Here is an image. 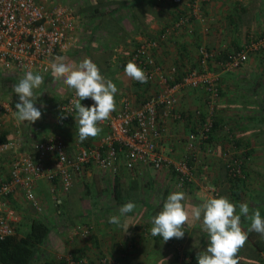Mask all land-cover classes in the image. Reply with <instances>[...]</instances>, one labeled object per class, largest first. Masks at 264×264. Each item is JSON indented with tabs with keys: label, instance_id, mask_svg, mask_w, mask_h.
<instances>
[{
	"label": "crops",
	"instance_id": "1",
	"mask_svg": "<svg viewBox=\"0 0 264 264\" xmlns=\"http://www.w3.org/2000/svg\"><path fill=\"white\" fill-rule=\"evenodd\" d=\"M189 1L176 5L173 0H71L79 21L77 41L49 63L64 62L78 67L83 59L90 58L118 88L117 107L111 115L120 110L125 97L140 105L155 94L156 82L132 79L126 75L125 66L133 61V51L140 41L160 39L164 29L188 9ZM201 17L195 19L192 32L184 29L161 40L155 55L167 70L171 66L188 69L198 67L200 46L216 49L220 57L211 69L220 75V96L212 100L205 88L180 90L177 111L183 117L166 121L161 138L166 162L161 169H129L123 157L118 160V170L113 172L91 160L80 172H73L69 190L62 188L58 177L36 182L42 211L35 210L21 193L10 196L8 202L19 219L15 228L18 237L23 235L19 229L33 218L42 219L50 227L47 239L30 264L63 263L69 255L91 262L106 255L115 264H198L197 253L206 251L209 237L203 228V213L197 219L195 212L207 199L226 196L237 205V214L239 204L247 203L249 215L259 210L264 218V47L248 50L238 67L226 69L220 64L228 51L264 40V0H213L203 6ZM34 74L44 77V83L35 90L39 96L36 107L41 109L42 118L31 124L19 121L17 111L7 114L0 110V139L16 140L20 146L17 153H32L36 152V141L60 138L71 158H76L80 145L100 147L109 134L106 121L98 125L103 130L97 137L81 142L76 112L68 121L60 120L59 107L74 89L63 79H54L51 68ZM23 77L14 72L0 74V88L5 92H0V101L12 105L19 102L13 88ZM2 80L12 86L7 89ZM81 103L88 107L94 104L88 98ZM198 109L202 110V118L195 116ZM209 117L215 122L211 139L207 143H201L199 137L190 139L191 132ZM230 154L244 161V176L240 179L228 175L226 160ZM13 155L9 152L0 157V178L8 177ZM53 161L54 155H49L47 163ZM182 163L188 164L193 176L186 189L176 183V168ZM174 191L186 194L183 203L189 213L188 226L183 238L163 242L162 237L151 235V221ZM23 201L31 209L28 217L26 212L19 213ZM127 202L136 207L121 217V224L130 225L126 232L124 227L110 223L109 217L119 215V208ZM78 225L89 226L90 234H73ZM250 225L251 220L242 216V228L246 231ZM43 253L48 257L46 261L39 255ZM237 257L239 264H264V235L249 232Z\"/></svg>",
	"mask_w": 264,
	"mask_h": 264
},
{
	"label": "built area",
	"instance_id": "2",
	"mask_svg": "<svg viewBox=\"0 0 264 264\" xmlns=\"http://www.w3.org/2000/svg\"><path fill=\"white\" fill-rule=\"evenodd\" d=\"M176 5L183 0H173ZM213 0H192L187 2V10L180 13L174 22L161 33L160 39H143L133 51L132 59L145 70L147 82H156L157 91L140 105H134L129 97L122 100L121 108L106 120L109 134L100 147L80 145L76 158H71L64 142L60 138L38 140L36 152L17 153L18 142L9 139L0 142V157L13 152L8 177L0 178V240L15 234L18 214L8 202L15 193H21L33 208L42 211L38 202L35 185L42 178H60L62 188L69 190L72 186L73 172H80L86 163L95 160L99 167L118 170V160L124 157L129 169L138 166H153L161 169L166 157L161 147L166 121L170 118L182 119L177 111L180 100L179 92L185 88H205L212 100L221 92L220 75L213 72L211 64L220 57L218 51L206 46L199 47L198 67L180 69L171 66L168 70L158 62L155 50L161 40H166L173 32L184 29L193 31L195 19L202 18L203 6ZM78 15L75 10L56 0H0V74L14 72L25 75L47 72L51 68L49 60L59 58L77 41L79 28ZM264 47V40L252 41L241 50L228 51L221 58L220 64L227 68L238 67L250 49ZM79 98L73 90L60 105V120L68 121L74 114V100ZM94 102L91 98H88ZM0 110L7 114L17 111L15 105L0 101ZM195 116L202 118V110H196ZM197 124V123H196ZM215 122L209 117L201 122L190 134V139L207 143ZM15 151V152H14ZM54 155L52 164L47 157ZM228 175L233 179L244 176V161L230 154L226 160ZM179 173L177 186L186 189L193 182L192 172L186 163L177 166ZM212 189L213 188H209ZM33 194L29 199L28 193ZM215 195L218 193L215 192ZM73 234L89 235V226H76ZM109 256L101 255L91 262L84 258L76 259L72 255L65 258L63 264H115Z\"/></svg>",
	"mask_w": 264,
	"mask_h": 264
},
{
	"label": "clouds",
	"instance_id": "3",
	"mask_svg": "<svg viewBox=\"0 0 264 264\" xmlns=\"http://www.w3.org/2000/svg\"><path fill=\"white\" fill-rule=\"evenodd\" d=\"M124 70L127 76L140 83H146L148 80L145 70L133 61H129ZM51 75L56 80L63 79L70 89L75 90V95L79 98L74 100L73 104L80 141L97 137L103 130L98 125L108 120L116 110V84L111 79H106L98 65L90 58L83 59L78 67L54 62L51 64ZM43 83L42 75L29 70L14 86L13 91L19 97V102L15 104L16 118L19 121L33 124L42 118L41 109L36 107L39 96L35 90ZM86 98L94 101L91 107L81 103ZM28 197L33 198V194L29 192ZM185 198L183 191H174L167 196L162 210L152 218L150 232L153 237H162L163 242L184 237L185 226H188L189 220V213L183 203ZM135 207L133 202L123 204L119 208V215L110 216L109 222L124 227L127 232L130 225L126 222L121 224V217L133 212ZM249 212V205L241 203L237 214V205L226 196L209 198L200 205L195 216L200 219L203 213L202 223L209 243L206 251L197 253L198 264H239L237 254L245 245L248 233L255 231L264 235V218L261 212L256 210L251 215ZM242 216L251 220V225L246 231L241 226Z\"/></svg>",
	"mask_w": 264,
	"mask_h": 264
},
{
	"label": "trees",
	"instance_id": "4",
	"mask_svg": "<svg viewBox=\"0 0 264 264\" xmlns=\"http://www.w3.org/2000/svg\"><path fill=\"white\" fill-rule=\"evenodd\" d=\"M227 53L225 56H222V58L226 57ZM2 140L5 141L4 138H1L0 142H2ZM28 225L29 228L25 229V233L22 236L18 237L15 234L4 240H0V261L3 264H30L36 251L39 250L40 244L47 239L50 227L42 219L33 218ZM46 264L53 263L46 262ZM58 264L63 263L61 261Z\"/></svg>",
	"mask_w": 264,
	"mask_h": 264
},
{
	"label": "rangeland",
	"instance_id": "5",
	"mask_svg": "<svg viewBox=\"0 0 264 264\" xmlns=\"http://www.w3.org/2000/svg\"><path fill=\"white\" fill-rule=\"evenodd\" d=\"M57 1V0H56ZM59 2V1H58ZM59 3H62V4H65V5H68V6H70V7H72L73 6V4H72V2H71V0H62V1H60ZM74 7V6H73ZM2 82H4L3 80L1 81V84H3L5 87H7V89H9V87L10 86H12V84L11 83H7V84H4V83H2ZM3 89H2V87L0 88V92L1 93H3V94H5V92L3 91ZM7 94V93H6ZM6 96V95H5ZM21 203H23V204H21V207H23V208H21L20 210H19V213L20 214H22V212H26L27 213V217H28V211L29 210H31V209H28L29 207H28V204H27V202H25V201H23V202H21ZM24 214V213H23ZM31 214H35L34 213V211H32L31 212ZM30 216V215H29ZM53 221H54V219H53ZM28 229L29 228V225H24L22 228H20L19 229V232H20V234H24L25 233V229ZM40 256H43V257H41L40 259L41 260H43V261H46V258H48L47 257V255H45L44 253L43 254H39ZM50 259V258H49ZM39 260V259H38Z\"/></svg>",
	"mask_w": 264,
	"mask_h": 264
}]
</instances>
